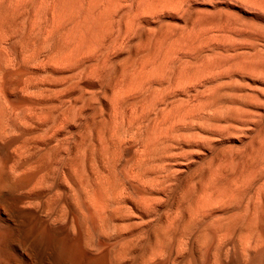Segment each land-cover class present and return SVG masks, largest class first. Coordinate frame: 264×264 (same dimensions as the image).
<instances>
[{"label": "rangeland", "instance_id": "obj_1", "mask_svg": "<svg viewBox=\"0 0 264 264\" xmlns=\"http://www.w3.org/2000/svg\"><path fill=\"white\" fill-rule=\"evenodd\" d=\"M164 108H167L166 113ZM211 122L215 129L210 126ZM201 134L202 138L209 135L208 140H203ZM0 136V225L21 226L24 217L31 214L27 233L22 237L13 236L11 244L18 249H14L13 244L8 248L9 264H30L27 245L34 246L40 230L53 218L79 222V208L86 213L84 224L91 238L88 247L93 252L101 250L107 264H214L216 260L217 264H223L229 246L228 264H240L233 246L241 238L247 241V230L251 244L245 245L255 243L252 238L256 239L255 234L260 230L261 234L257 235L262 236L257 237L264 242V232L259 225L252 232L233 219V216L241 217L248 206L251 209L254 205L259 207L264 219V0H0ZM86 146L87 151H84ZM152 152L161 154L157 155L159 163L165 162L162 166L167 169L164 168L162 174L154 173L158 161L153 162ZM143 159L146 161L142 162ZM157 169L155 172L159 171ZM14 177L25 179L17 183ZM101 179L107 185H103L106 193L100 196L99 189H95L98 202L101 201L96 204L97 201L90 199V203L87 195L99 188ZM154 182L161 186V192L152 190ZM120 188L124 189L122 198ZM70 190L75 191L74 196ZM207 199L210 202H205ZM129 205L131 209L126 210ZM194 209L198 212L195 211L196 217L191 215ZM141 210L149 215L143 217L145 221L139 218ZM120 211L128 218L126 215L122 218ZM117 213L120 219L115 220ZM189 217L203 221L213 217L219 222H227L229 217L223 233L219 230L216 236L220 239L224 234L220 240L223 252L213 253L219 243L217 239L212 245H205L206 249L200 248L205 247L196 240L201 223H195L200 228L193 226L196 229L192 227L182 233L183 223L190 220ZM140 219L145 223L143 227ZM150 220L160 222L165 230L164 243L146 232ZM121 221L129 227L119 228ZM99 228L105 231L103 235ZM251 249L247 247L248 254L244 250L241 256L248 257L245 258L248 264H264L263 256L259 263L252 259ZM41 251V257L54 254L52 249Z\"/></svg>", "mask_w": 264, "mask_h": 264}, {"label": "bare ground", "instance_id": "obj_2", "mask_svg": "<svg viewBox=\"0 0 264 264\" xmlns=\"http://www.w3.org/2000/svg\"><path fill=\"white\" fill-rule=\"evenodd\" d=\"M122 6V5H121ZM145 11V10H144ZM147 11V10H146ZM76 14V13H75ZM51 23V22H50ZM34 24V23H33ZM181 40V39H180ZM56 53V52H55ZM107 54V53H106ZM54 56V55H53ZM85 57V56H84ZM136 63H138V62H136ZM135 65V64H134ZM135 68V67H134ZM115 71V70H114ZM132 71V70H131ZM238 72V71H237ZM115 73V72H114ZM127 73H129V72H127ZM126 73V75H128ZM140 73H141V71H140ZM139 73V74H140ZM131 74V73H130ZM182 75V74H181ZM208 76V75H207ZM125 78V77H124ZM144 82V81H143ZM142 82V83H143ZM197 83V82H196ZM126 84V83H125ZM234 85V84H233ZM222 86V85H221ZM229 86V85H228ZM237 86V85H236ZM226 87V86H225ZM128 88V87H127ZM61 89V88H60ZM174 89V88H173ZM177 89V88H176ZM221 89V88H220ZM128 90V89H127ZM171 90V89H170ZM175 90V89H174ZM126 91V89H124V92ZM221 91V90H220ZM119 92V91H118ZM128 92V91H127ZM161 92V91H160ZM171 93H172V91H171ZM120 94V93H119ZM125 94H126V92H125ZM160 94V93H159ZM162 94H163V92H162ZM176 94V93H175ZM199 94V93H198ZM218 94H219V92H218ZM217 94V95H218ZM122 95V94H121ZM164 95V94H163ZM174 95V94H173ZM202 95V94H201ZM228 95H230V94H228ZM90 96H92V95H90ZM126 97L128 96V94H126L125 95ZM166 96V95H165ZM231 96V95H230ZM123 97V96H122ZM158 97V96H157ZM185 97V96H184ZM115 98V97H114ZM174 98H176V97H174ZM210 98V97H209ZM119 99V98H118ZM228 99V98H227ZM86 100V99H85ZM115 100V99H114ZM175 100V99H174ZM117 101H119V100H117ZM142 101V100H141ZM148 100H146V102H147ZM164 101V100H163ZM169 101V100H168ZM168 101H167V104H168ZM176 101V100H175ZM174 101V102H175ZM215 101V100H214ZM220 101V100H219ZM72 102V101H71ZM139 102V101H138ZM184 102V101H183ZM203 102V101H202ZM142 103V102H141ZM172 103V102H171ZM178 103H180V102H178ZM177 103V104H178ZM186 103V102H185ZM215 103H216V101H215ZM219 103V102H218ZM222 103V102H221ZM238 103V102H237ZM120 104V103H119ZM118 104V105H119ZM164 104V103H163ZM184 104V103H183ZM223 104V103H222ZM221 104V105H222ZM71 105V104H70ZM180 105V104H179ZM179 105H178V107H179ZM203 105V104H202ZM220 105V106H221ZM233 105V104H232ZM231 105V106H232ZM79 106V105H78ZM227 106H229V105H227ZM43 107V106H42ZM75 107V106H74ZM81 107V106H80ZM126 107V106H125ZM129 107V106H128ZM158 107V106H157ZM172 107V106H171ZM217 107H218V105H217ZM223 107V106H222ZM234 107V106H233ZM232 107V108H233ZM220 108V107H219ZM225 108V107H224ZM43 109V108H42ZM67 109V108H66ZM161 109V108H160ZM165 109V108H164ZM167 109V108H166ZM166 109H165V113H166ZM173 110H174V108H172ZM194 109V108H193ZM215 109V108H214ZM221 109V108H220ZM226 109V108H225ZM236 109V108H235ZM154 110H155V108H154ZM169 110H171V109H169ZM202 110V109H201ZM227 110V109H226ZM226 110H225V113H226ZM231 110V109H230ZM43 111V110H42ZM74 111V110H73ZM76 111H77V109H76ZM85 111V110H84ZM162 111V110H161ZM160 111V112H161ZM168 111V110H167ZM195 111V110H194ZM219 111V110H218ZM224 111V110H223ZM65 112H67V111H64V113ZM75 112V111H74ZM78 112V111H77ZM163 112V111H162ZM229 112H231V111H229ZM236 112H237V110H236ZM240 112V111H239ZM242 112V111H241ZM248 112V111H247ZM256 112V111H255ZM83 113V112H82ZM127 113V112H126ZM164 113V112H163ZM170 113V112H169ZM172 113H173V111H172ZM174 113H176V112H174ZM194 113V112H193ZM238 113V112H237ZM77 114V113H76ZM76 114H75V116H76ZM223 114V116H224V112L222 113ZM42 115V114H41ZM59 115H61V114H59ZM66 115V114H65ZM159 115V114H158ZM157 115V116H158ZM168 115V114H167ZM171 115H174V114H171ZM221 115V114H220ZM219 115V116H220ZM238 115V114H237ZM86 116V115H85ZM84 116V117H85ZM222 116V117H223ZM262 116V115H261ZM260 116V117H261ZM39 117V116H38ZM61 117H62V115H61ZM77 117V116H76ZM75 117V118H76ZM182 117V116H181ZM211 117V116H210ZM213 117H214V115H213ZM227 117V116H226ZM235 117H236V115H235ZM241 117V116H240ZM254 117V116H253ZM259 117V118H260ZM21 118V117H20ZM35 118V117H34ZM45 117H43V119H44ZM67 118V117H66ZM71 118V117H70ZM168 118V117H167ZM170 118L172 119L173 117H171L170 116ZM169 118V119H170ZM180 118V117H179ZM41 119H42V117H41ZM41 119H40V122H41ZM62 119V118H61ZM235 119H237V118H235ZM234 119V120H235ZM239 119V118H238ZM254 119V118H253ZM66 120V119H65ZM184 120V119H183ZM182 120V121H183ZM206 120V119H205ZM214 120V119H213ZM246 119H242V121H245ZM256 120V119H255ZM254 120V121H255ZM260 120H262V119H260ZM171 121V120H170ZM208 121V120H207ZM239 121H240V119H239ZM253 121V120H252ZM62 122V121H61ZM75 122V121H74ZM96 122V121H95ZM168 122V121H167ZM175 122H176V120H175ZM198 122V121H197ZM135 123V122H134ZM180 123V122H179ZM179 123H177V124H179ZM184 123V122H183ZM205 123V122H204ZM204 123H201V125L202 124H204ZM215 123V122H214ZM232 123V122H231ZM24 124V123H23ZM47 124H48V122H47ZM74 124V123H73ZM83 124V123H82ZM176 124V123H175ZM209 124V123H208ZM207 124V125H208ZM211 125V127H212V122L210 123ZM250 124V123H249ZM148 125V124H147ZM174 125V124H173ZM196 125V124H195ZM215 125V124H214ZM226 125V124H225ZM228 125H230L229 123H228ZM262 125V124H261ZM260 125V126H261ZM22 126V125H21ZM55 126V125H54ZM53 125H52V127H54ZM125 126V125H124ZM154 126V125H153ZM50 127V126H49ZM48 127V128H49ZM57 128L59 127V126H56ZM80 127V126H79ZM130 127V126H129ZM143 127V126H142ZM155 127H157V126H155ZM168 127V126H167ZM175 127V126H174ZM190 127V126H189ZM199 127V126H198ZM208 127V126H207ZM214 127V126H213ZM212 127V128H213ZM227 126H225V128H226ZM259 127V126H258ZM35 128V127H34ZM115 128V127H114ZM194 128V127H193ZM222 128H223V126H222ZM240 128V127H239ZM250 128H252V125H251V127ZM46 129V128H45ZM168 129V128H167ZM169 129H170V127H169ZM203 129V128H202ZM213 129H215V128H213ZM34 130V129H33ZM50 130V129H49ZM111 130H112V128H111ZM223 129H221L220 130V132L222 131ZM243 130V129H242ZM241 130V131H242ZM253 130V129H252ZM255 130H258V129H255ZM36 131H38V130H36ZM45 131H47V130H45ZM56 131V130H55ZM68 131V130H67ZM126 131V130H125ZM156 131V130H155ZM175 131H177V130H175ZM200 131V130H199ZM199 131H197V132H199ZM213 131V130H212ZM225 131V130H224ZM223 131V132H224ZM54 132V131H53ZM98 132V131H97ZM105 132V131H104ZM106 132H107V130H106ZM123 132H124V130H123ZM142 132V131H141ZM168 132V131H167ZM167 132H166V134L165 135H168L167 134ZM180 132H182V130L180 131ZM214 132V131H213ZM253 132V131H252ZM45 133H47V132H45ZM45 133H43V134H45ZM87 133V132H86ZM99 133V132H98ZM97 133V134H98ZM156 133V132H155ZM175 133V132H174ZM210 133V132H209ZM238 133V132H237ZM243 133V132H242ZM48 134V133H47ZM53 134V133H52ZM51 134V135H52ZM157 134V133H156ZM155 134V135H156ZM170 134V133H169ZM203 134V133H202ZM202 134H201V138L203 137L202 136ZM250 134V133H249ZM263 134V133H262ZM49 135V134H48ZM51 135H50V137H51ZM61 135V134H60ZM75 135V134H74ZM161 135H162V133H161ZM160 135V136H161ZM192 135H195V134H192ZM199 135H200V132H199ZM211 135V134H210ZM236 134H234V136H235ZM238 135V134H237ZM241 135V134H240ZM243 135V134H242ZM2 136V135H1ZM0 136V137H1ZM47 136V135H46ZM94 136V135H93ZM150 136V135H149ZM169 136V135H168ZM175 136V135H174ZM189 136V135H188ZM186 137V138H189V137ZM196 136H198V135H196ZM224 136V135H223ZM232 136V135H231ZM239 136V135H238ZM249 136V135H248ZM260 136V135H259ZM263 136V135H262ZM262 136H260V137H262ZM71 137V136H70ZM116 137H117V135H116ZM125 137V136H124ZM132 137H133V135H132ZM205 137V136H204ZM206 137H209V135H207ZM206 137L205 138H202L203 140H205L206 139ZM31 138V137H30ZM36 138V137H35ZM37 138H40V137H37ZM41 138H42V136H41ZM41 138H40V140H41ZM73 138V137H72ZM148 139H149V137H147ZM155 138H157V136L155 137ZM191 138V137H190ZM189 138V139H190ZM215 137H213V139H214ZM220 138V137H219ZM252 138V137H251ZM259 138V137H258ZM263 138V137H262ZM59 139V138H58ZM81 139H82V137H81ZM97 139H98V137H97ZM130 139V138H129ZM160 139V138H159ZM195 139V138H194ZM212 139V138H211ZM243 139V138H242ZM28 140H29V138H28ZM36 140V139H35ZM39 140V139H38ZM71 140V139H70ZM74 140V139H73ZM120 140V139H119ZM193 140V139H192ZM192 140H191V142H192ZM196 140V139H195ZM195 140H193V141H195ZM206 140H208V139H206ZM216 140V139H215ZM261 140V139H260ZM4 141V140H3ZM26 141V140H25ZM53 141V140H52ZM60 141V140H59ZM75 141V140H74ZM123 141H124V139H123ZM156 141V140H155ZM186 141H188V139L186 140ZM200 141V140H199ZM202 141V140H201ZM218 141V140H217ZM145 142H148V140L147 141H145ZM176 142V141H175ZM202 142H204V141H202ZM242 142V141H241ZM258 142V141H257ZM261 142V141H260ZM23 143H24V141H23ZM40 143V142H39ZM71 143V142H70ZM92 143H94V142H92ZM116 143H118V142H116ZM137 143V142H136ZM135 143V144H136ZM190 143V142H189ZM120 144H121V142H120ZM126 144V143H125ZM143 144V143H142ZM141 144V145H142ZM147 144V143H146ZM149 144H151L150 143V141H149ZM158 144H160V143H158ZM191 144V143H190ZM197 144H198V142H197ZM208 144V143H207ZM216 144V143H215ZM27 145V144H26ZM26 145H25V147H26ZM45 145V144H44ZM47 145V144H46ZM56 145V144H55ZM75 145V144H74ZM81 145V144H80ZM116 145V144H115ZM114 145V146H115ZM166 145V144H165ZM189 145V144H188ZM203 145V144H202ZM239 145V144H238ZM253 145H255L256 146V144L254 143ZM264 145V144H263ZM112 146V145H111ZM119 146V145H118ZM142 146H144V148H146V150H148L147 149V147H145V145H142ZM148 146V145H147ZM214 146V145H213ZM254 146V147H255ZM262 146V145H261ZM20 147V146H19ZM18 147V148H19ZM69 147V146H68ZM78 147V146H77ZM113 147V146H112ZM136 147V146H135ZM150 147V146H149ZM176 147V146H175ZM216 147V146H215ZM21 148V147H20ZM19 148V149H20ZM40 148V147H39ZM87 146L86 147H84V151H87ZM90 148V147H89ZM120 148V147H119ZM141 148H143V147H141ZM153 148H155V147H153ZM168 148H169V146L166 148V150H168ZM178 148V147H177ZM205 148V147H204ZM253 148V147H252ZM262 148H263V146H262ZM30 149V148H29ZM40 149H42V148H40ZM45 149V148H44ZM138 149V148H137ZM175 149V148H174ZM198 149V148H197ZM196 149V150H197ZM38 150V149H37ZM140 150H143L144 151V149H140ZM152 150V149H151ZM164 150V149H163ZM176 150V149H175ZM228 150V149H227ZM237 150V149H236ZM261 150V149H260ZM15 151V150H14ZM23 151V150H22ZM79 151V150H78ZM77 151V152H78ZM91 151V150H90ZM149 151V150H148ZM189 152H192L191 150H188ZM215 151V150H214ZM255 151V150H254ZM18 152V151H17ZM27 152V151H26ZM145 152V155L148 153V152H146V151H144ZM164 152V151H163ZM165 152H167V151H165ZM181 152V151H180ZM179 152V153H180ZM183 152V151H182ZM185 152H187L186 151V149H185ZM195 152V151H194ZM253 152V151H252ZM32 153V152H31ZM38 153V152H37ZM52 153V152H51ZM123 153V152H122ZM175 153V152H174ZM207 153V152H206ZM228 153V152H227ZM226 153V154H227ZM240 153V152H239ZM18 154V153H17ZM27 154V153H26ZM25 154V155H26ZM141 154V153H140ZM143 154V153H142ZM141 154V155H142ZM151 154H154L153 152L151 153ZM151 154H150V156H151ZM163 154V153H162ZM168 154V153H167ZM178 154V153H177ZM183 154V153H182ZM213 154V153H212ZM50 155V154H49ZM88 155V154H87ZM114 155H117V154H114ZM123 155V154H122ZM149 154H147V156H148ZM158 155V154H157ZM155 155L154 154V156H155V158H153V159H155V160H153V159H151V157H150V160H153V162L154 161H158L157 163V165H158V169H159V171H157V172H155L156 171V169H157V166H155V171H154V173H158L159 172V174H162V172H163V170H164V168H166L165 167V165H163L162 166V164L163 163H165V162H163V163H159V157L158 156H160V155ZM219 155H221V153L219 154ZM241 155H242V152H241ZM248 155V154H247ZM259 155V154H258ZM23 156V155H22ZM121 156V155H120ZM130 156V155H129ZM145 157V159L146 158H148V157ZM154 156H152V157H154ZM181 156V155H180ZM194 156V155H193ZM227 156V155H226ZM232 156H233V154H232ZM257 156V155H256ZM71 157V156H70ZM117 157V156H116ZM162 157V156H161ZM161 157H160V159H161ZM163 157H165V156H163ZM167 157V156H166ZM171 157V156H170ZM184 157V156H183ZM182 157V158H183ZM221 157V156H220ZM229 157V156H228ZM227 157V158H228ZM234 157H236V156H234ZM43 158V157H42ZM62 158V157H61ZM109 158V157H108ZM138 158H140V157H138ZM195 158V157H194ZM246 158V157H245ZM17 159V158H16ZM39 159H41V158H39ZM135 159V158H134ZM142 159V158H141ZM145 159H143V161L142 162H144V160ZM212 159V158H211ZM216 159V158H215ZM214 159V160H215ZM219 159V158H218ZM261 159V158H260ZM73 160V159H72ZM79 160V159H78ZM81 160V159H80ZM131 160V159H130ZM146 160H149V159H146ZM145 160V161H146ZM203 160V159H202ZM227 160V159H226ZM245 160V159H244ZM243 160V161H244ZM248 160V159H247ZM250 160V159H249ZM52 161H54V160H52ZM63 161V160H62ZM74 161H75V159H74ZM114 161V160H113ZM112 161V162H113ZM116 161V160H115ZM114 161V162H115ZM123 161V160H122ZM168 161V160H167ZM194 161V160H193ZM192 161V162H193ZM243 161H242V163H243ZM16 162V161H15ZM170 162V161H169ZM181 162H183V161H181ZM247 162V161H246ZM69 163V162H68ZM72 163V162H71ZM119 163H121V162H119ZM133 163V162H132ZM140 163H141V161H140ZM156 163V162H155ZM168 163V162H167ZM177 163H180V162H177ZM176 163V164H177ZM186 163V162H185ZM188 163V162H187ZM199 163V162H198ZM211 163V162H210ZM220 163V162H219ZM226 163V162H225ZM237 163V162H236ZM239 163V162H238ZM253 163H254V161H253ZM25 164V163H24ZM23 164V165H24ZM51 164V163H50ZM72 164H74V163H72ZM99 164V163H98ZM102 164V163H101ZM105 164V163H104ZM114 164V163H113ZM137 164V163H136ZM146 164V163H145ZM175 164V165H176ZM221 164V163H220ZM244 164V163H243ZM41 165H42V163H41ZM84 165V164H83ZM86 165V164H85ZM141 165H142V163H141ZM153 165H156V164H153ZM168 165V164H167ZM226 165V164H225ZM239 165V164H238ZM242 165V164H241ZM246 165V164H245ZM51 166V165H50ZM57 166V165H56ZM96 166V165H95ZM94 166V167H95ZM99 166V165H98ZM104 166V165H103ZM109 166H111V165H109ZM108 166V167H109ZM143 166V165H142ZM141 166V167H142ZM162 166V167H161ZM189 166V165H188ZM209 166V165H208ZM251 166V165H250ZM13 167V166H12ZM97 167V166H96ZM95 167V168H96ZM107 167V166H106ZM146 167V166H145ZM171 167V166H170ZM204 167V166H203ZM218 167H220L219 166V164H218ZM245 167V166H244ZM264 167V166H263ZM50 168V167H49ZM130 168V167H129ZM142 168H144V166L142 167ZM211 168V167H210ZM243 168V167H242ZM13 169V168H12ZM47 169V168H46ZM55 169V168H54ZM60 169V168H59ZM87 169V168H86ZM99 169H100V167H99ZM148 169V168H147ZM157 169V170H158ZM167 169V168H166ZM220 169V168H219ZM248 169V168H247ZM5 170V169H4ZM33 170V169H32ZM45 170V169H44ZM56 170V169H55ZM66 170V169H65ZM73 170V169H72ZM102 170V169H101ZM133 170V169H132ZM149 170V169H148ZM148 170H146L147 172H148ZM168 170H170V168H168ZM173 170V169H172ZM176 170H177V168H176ZM180 170V169H179ZM203 170V169H202ZM263 170H264V168H263ZM10 171V170H9ZM54 171V170H53ZM78 171V170H77ZM127 171V170H126ZM140 171H141V168H140ZM151 171H152V166H151ZM178 171V170H177ZM181 171V170H180ZM184 171V170H183ZM193 171V170H192ZM213 171V170H212ZM227 171V170H226ZM243 171H245L244 169H243ZM11 172V171H10ZM24 172V171H23ZM48 172V171H47ZM50 172V171H49ZM48 172V173H49ZM59 172V171H58ZM128 172V171H127ZM132 172H134V171H132ZM137 172H138V170H137ZM147 172H145V173H147ZM200 172H201V170H200ZM199 172V173H200ZM203 172H204V170H203ZM217 172H218V170H217ZM76 173V172H75ZM135 173V172H134ZM144 173V172H143ZM143 173L141 174V175H143ZM144 173V174H145ZM168 173V172H167ZM174 173L175 172H173V176H174ZM178 173V172H177ZM205 173V172H204ZM19 174V173H18ZM17 174V175H18ZM23 174V173H22ZM55 174V173H54ZM122 174V173H121ZM132 174V173H131ZM151 174V173H150ZM159 174H157L158 176H159ZM202 174V173H201ZM220 174V173H219ZM234 174V173H233ZM261 174L262 173H260V176H261ZM12 175H13V172H12ZM16 175V176H17ZM41 175V174H40ZM58 175V174H57ZM66 175V174H65ZM135 175V174H134ZM176 175V174H175ZM218 175V174H217ZM257 175H258V172H257ZM18 176H21V173H20V175H18ZM67 176V175H66ZM75 176H76V174H75ZM110 176V175H109ZM151 176V175H150ZM158 176H156V177H158ZM165 176V175H164ZM192 176V175H191ZM195 176V175H194ZM238 176H240V175H238ZM244 176H245V174H244ZM243 176V177H244ZM38 177V176H37ZM40 177V176H39ZM44 177V176H43ZM55 177V176H54ZM103 177H104V175H103ZM147 177V176H146ZM167 177V176H166ZM166 177H164L165 178V180H167V178ZM176 177V176H175ZM216 177V176H215ZM218 177V176H217ZM15 178V177H14ZM24 178V177H23ZM22 178V179H23ZM36 178V177H35ZM78 178V177H77ZM95 178V177H94ZM113 178V177H112ZM135 178V177H134ZM137 178V177H136ZM135 178V179H136ZM159 178V177H158ZM157 178V179H158ZM222 178V177H221ZM235 178V177H234ZM234 178H233V180H234ZM240 178V177H239ZM259 178V177H258ZM22 179L21 178H15V180L17 181V183L19 182H22ZM25 179V178H24ZM107 180H108V178H106ZM173 179V178H172ZM182 179V178H181ZM188 179H189V177H188ZM201 179V178H200ZM203 179V178H202ZM201 179V180H202ZM205 179H207V178H205ZM217 179V178H216ZM215 178H214V180H216ZM237 179V178H236ZM235 179V180H236ZM257 179V178H256ZM37 180V179H36ZM42 180V179H41ZM96 180V179H95ZM103 180H104V178H103ZM102 179L100 180V183L98 184L99 185V188L98 187H96V188H94L93 190L94 191H92L91 192V190H89L90 192V194L89 193H86V195L87 194H89V195H87V200H92V201H97L96 202V204L97 203H100V201L98 202V200H99V197H97V194H96V192H95V189H99L98 190V195H102L103 194V192H105V190L104 189H106V188H104V186L103 185H105V184H103V182L105 181H103ZM109 180H110V178H109ZM108 180V181H109ZM134 180V179H133ZM160 180V179H159ZM158 180V183H160V181ZM175 180H176V178H175ZM213 180V181H214ZM245 181L247 180L246 178L244 179ZM82 181V180H81ZM144 181H145V179H144ZM153 181H154V179H153ZM188 181V180H187ZM196 181V180H195ZM203 181V180H202ZM202 181H201V183H202ZM9 182V181H8ZM52 182H53V180H52ZM62 182V181H61ZM79 182V181H78ZM98 182V181H97ZM111 182H113V180L111 179ZM111 182L109 183L110 185H111ZM119 182V181H118ZM117 182V183H118ZM148 182V181H147ZM166 182V181H165ZM177 182V181H176ZM176 182H175V184H176ZM235 182V181H234ZM41 183H42V181H41ZM94 183H96V181H94ZM140 183V182H139ZM145 183V182H144ZM150 183V182H149ZM158 183H156V184H158ZM170 183V182H169ZM168 183V184H169ZM193 183V182H192ZM200 183V184H201ZM250 183V182H249ZM252 183H255V182H252ZM8 184V183H7ZM83 184V183H82ZM93 184V183H92ZM128 184V183H127ZM171 184V183H170ZM216 184V183H215ZM74 185V184H73ZM87 185V184H86ZM90 185V184H89ZM110 185H108L109 186V188H110ZM153 185V184H152ZM154 185H155V182H154ZM152 186L153 188H152V190L153 191H155V192H158L159 190H161L162 188H160L159 186ZM172 185H174V184H172ZM187 185V184H186ZM11 186V185H10ZM18 186V185H17ZM36 186V185H35ZM71 186V185H70ZM75 186V185H74ZM82 186V185H81ZM88 186V185H87ZM105 186H107V185H105ZM112 186V185H111ZM124 186V185H123ZM126 186V185H125ZM163 186V185H162ZM166 186V185H165ZM213 186V185H212ZM240 186H241V184H240ZM239 186V187H240ZM19 187V186H18ZM28 187V186H27ZM54 187V186H53ZM93 187H95V186H93ZM115 187V186H114ZM113 187V188H114ZM157 187H159L160 189H158ZM189 187H191V186H189ZM202 187V186H201ZM208 187H209V184H208ZM251 187H252V185H251ZM38 188V187H37ZM116 188V187H115ZM123 188V187H122ZM122 188H120V191H121V193H120V196L122 195V193H123V191H124V189H123V191L121 190ZM131 188V187H130ZM173 188V187H172ZM171 188V189H172ZM177 188V187H176ZM197 188V187H196ZM195 188V189H196ZM238 188V187H237ZM263 188V187H262ZM24 189V188H23ZM35 189V188H34ZM91 189V188H90ZM108 189V188H107ZM163 189H164V187H163ZM190 189V188H189ZM201 188H199V190H200ZM205 189V188H204ZM264 189V188H263ZM75 190V189H74ZM126 190V189H125ZM135 190V189H134ZM173 190V189H172ZM232 190V189H231ZM71 191V190H70ZM107 191V190H106ZM119 191V190H118ZM127 191V190H126ZM148 191V190H147ZM202 191V190H201ZM228 191V190H227ZM259 191V190H258ZM72 192V196H74L75 195V191H71ZM78 192V191H77ZM76 192V193H77ZM159 192H161V191H159ZM185 192H186V189H185ZM216 192V191H215ZM233 192V191H232ZM84 193V194H85ZM106 193V192H105ZM114 193V192H113ZM116 193V192H115ZM118 193V192H117ZM129 193V192H128ZM134 193V192H133ZM138 193V192H137ZM153 193V192H152ZM167 193V192H166ZM184 193V192H183ZM213 193H214V191H213ZM124 194V193H123ZM184 194H186V193H184ZM203 194V193H202ZM219 194V193H218ZM80 195V194H79ZM117 195V194H116ZM127 195V194H126ZM183 195V194H182ZM192 195V194H191ZM199 195V194H198ZM258 195V194H257ZM150 196V195H149ZM181 196V195H180ZM188 196V195H187ZM186 196V197H187ZM205 196V194L203 195V197ZM230 195H228V197H229ZM243 196V195H242ZM83 197V196H82ZM86 197V196H85ZM94 197H95V199H96V197L98 198V199H96V200H94ZM107 197V195L105 196V198ZM114 197V196H113ZM118 196H116L115 198H117ZM136 197V196H135ZM134 197V198H135ZM162 197H163V195H162ZM186 197H184V198H186ZM202 197V198H203ZM245 197V196H244ZM104 198V197H103ZM112 198V197H111ZM121 198H122V196H121ZM127 198V197H126ZM126 198H124V199H126ZM132 198V197H131ZM157 198H159V197H157ZM183 198V199H184ZM257 198V197H256ZM143 199V198H142ZM150 199V198H149ZM159 199H161V198H159ZM189 199V198H188ZM228 199V198H227ZM89 201L90 203H92V201ZM107 200V199H106ZM115 200H117V199H115ZM121 200V199H120ZM132 200V199H131ZM141 200V199H140ZM156 200V199H155ZM155 200H154V202L153 203H155ZM163 200H164V198H163ZM186 200V199H185ZM209 199H207L205 202H210V200L208 201ZM219 200V199H218ZM108 201V200H107ZM109 201H110V199H109ZM117 201H119V200H117ZM151 201V200H150ZM158 201V200H157ZM160 201V200H159ZM165 201V200H164ZM183 201V200H182ZM197 201V200H196ZM202 201V200H201ZM260 201V200H259ZM88 202V201H87ZM127 202V201H126ZM130 202V201H129ZM128 202V203H129ZM137 202H138V199H137ZM179 202H181V201H179ZM186 202V201H185ZM235 202V201H234ZM234 202L232 203V204H234ZM262 202H263V200H262ZM89 203V204H90ZM107 204L106 205H108V202H106ZM148 203H150L151 204V202H148ZM175 203V202H174ZM182 203V202H181ZM202 203V202H201ZM236 203V202H235ZM132 204V203H131ZM130 204V205H131ZM149 204V205H150ZM222 204H223V202H222ZM226 204V203H225ZM231 204V203H230ZM118 205V204H117ZM128 206V208H126V210L127 209H129V207H130V209H131V206ZM143 205H145V204H143ZM173 205H175V204H173ZM180 205V204H179ZM182 205V204H181ZM191 205H192V203H191ZM196 205H197V203H196ZM205 205H206V203H205ZM207 205H209L208 203H207ZM211 205V204H210ZM218 205V204H217ZM221 205V204H220ZM89 206V205H88ZM92 206H93V204H92ZM96 205L94 204V206L93 207H95ZM98 206V205H97ZM96 206V207H97ZM138 206V205H137ZM167 206V205H166ZM199 206H200V204H199ZM199 206H197V207H199ZM234 206V205H233ZM238 206H239V204H238ZM11 207V206H10ZM22 207V206H21ZM86 207V206H85ZM124 207V206H123ZM126 207H127V205H126ZM132 207H135L134 206V204H132ZM150 207V206H149ZM189 207V206H188ZM201 207H203L202 206V204H201ZM201 207H199V209L201 208ZM208 207V206H207ZM211 207V206H210ZM215 207V206H214ZM217 207V206H216ZM219 207V206H218ZM240 207V206H239ZM238 207V208H239ZM6 208V207H5ZM98 208H100V206L98 207ZM107 208V207H106ZM114 208V207H113ZM121 208V207H120ZM181 208V207H180ZM194 208V207H193ZM205 208V207H204ZM212 208V207H211ZM248 209H245L246 211L244 212V214H241V217H240V215H238L237 213V215L239 216V217H237L236 215V217H234L233 216V219L235 218V219H237L238 220V222H241L240 224H242V227L243 226H245L246 227V229H250V230H252V232H255L256 231V227H257V225H259L261 228H262V231L264 232V219H263V215H262V212L258 209L259 207L257 206V205H254V207H251V209H250V207L248 206L247 207ZM87 209V208H86ZM104 209V208H103ZM116 209V208H115ZM142 209V208H141ZM146 209V208H145ZM149 209V208H148ZM207 209V208H206ZM214 209V208H213ZM232 209V208H231ZM85 210V209H84ZM98 210L99 209H97V212H98ZM117 210H120V209H117ZM116 210V211H117ZM212 210V209H211ZM77 211H78V219L80 220L79 222H77V220L76 221H74V219H73V222L72 223H70V221H68V222H63V221H59L58 219L56 220L55 218H53L52 219V221L46 226V227H43L41 230H40V232H39V234H38V238L36 239V241H35V244H34V246L32 245V246H30L29 247V245H27L28 247H27V249H26V252H27V258H28V260L30 261V264H107L106 263V258H105V256L103 257V253H101L100 251L97 253V252H93L92 251V249L91 248H89L88 246L90 245V243H91V238H90V236H89V232H88V228L86 227V225L84 224L85 222V216H86V213H84L83 212V210L82 209H77ZM101 211V210H100ZM107 211H108V209H107ZM157 211V210H156ZM175 211V210H174ZM188 211V210H187ZM195 209H194V212L193 211H191L192 213H191V215L192 214H194V216L196 217V215H195ZM60 212V211H59ZM87 212H89L88 211V209H87ZM97 212H95L94 211V213H97ZM102 212V211H101ZM105 212V211H104ZM103 212V213H104ZM133 212V211H132ZM158 212V211H157ZM186 212V211H185ZM197 212V211H196ZM116 213V212H115ZM120 213H121V211H120ZM127 213V212H126ZM155 213V212H154ZM165 213H166V211H165ZM198 213V212H197ZM196 213V214H197ZM249 213V214H248ZM99 214V213H98ZM98 214L96 215V216H98ZM118 214V213H117ZM121 214H123V213H121ZM149 214V213H148ZM152 214V213H151ZM150 214V215H151ZM162 214V213H161ZM182 214V213H181ZM180 214V215H181ZM204 214V213H203ZM45 215V214H44ZM60 215V214H59ZM88 215V214H87ZM92 215V214H91ZM101 215H102V213H101ZM124 216L122 217V218H125V215L126 214H123ZM135 215V214H134ZM139 215V214H138ZM138 215H135V217L137 216L138 217ZM141 215V216H140ZM139 216V218H141V219H143L144 220V218L143 217H149V215H147L146 213H144L142 210H141V214H140ZM154 215V214H153ZM179 215V216H180ZM191 215H189V216H191ZM198 215V214H197ZM207 215V214H206ZM244 215V216H243ZM247 215H249V216H247ZM29 216H31V214H27L25 217H24V219L22 220V222H21V226H19L18 224L16 225H8V226H1L0 225V262L2 263V264H9L8 262V260H7V254L9 253L7 250H9L8 248L10 247V245H12L11 244V242H13V240H14V238H13V236L14 235H18V236H20V237H22L24 234H26L27 232H26V230H28V228L26 227V226H28L27 225V220L29 219ZM73 216V215H72ZM107 216V215H106ZM109 216V215H108ZM114 216H115V214H114ZM122 216V215H121ZM133 216V215H132ZM131 216V217H132ZM178 216V217H179ZM193 216V215H192ZM200 216V215H199ZM224 216V215H223ZM100 217H102V216H100ZM225 217V216H224ZM229 217H231L230 216V214H229ZM229 217H227L228 218V220H227V222L225 221V222H221V220H220V222L219 221H217V219L215 220L213 217H212V219H210L211 218V216H210V218H207V219H205L204 221L201 219V220H199V219H197V218H191V217H189V218H191L190 220L188 219V221L186 220L184 223H183V226H182V228H181V231H182V233L183 232H185V231H188L190 228L192 229V227L193 226H196L195 225V223H198V225H199V223H201L202 224V226H201V228L199 227V226H196V228L198 227V228H200V230L198 231V233H197V235H196V240H198L199 241V243H200V245H203V246H205V245H207V246H209L208 244H210L211 242L213 243L216 239H217V242H219L218 244H216L215 245V250L213 251V253L215 252V254L217 253V251L219 250V251H221V244H220V240H221V238H223V236H224V234H222V237H220V234L221 233H223L222 232V229H223V226H224V224L225 223H229L228 221H229ZM50 218V217H49ZM73 218V217H72ZM87 218V217H86ZM92 218V217H91ZM94 218V217H93ZM128 218V215H126V219ZM200 218H202V216L200 217ZM97 219V218H96ZM118 219H120V215L118 214V216H115V220H118ZM140 219V222L141 221H143V220H141ZM152 219H154V218H152ZM156 219V218H155ZM158 219V218H157ZM172 219V218H171ZM177 219V218H176ZM179 219V218H178ZM219 219V218H218ZM231 219V218H230ZM233 219H231V220H233ZM110 220V219H109ZM122 220H124V219H122ZM168 220V219H167ZM197 220H199V221H197ZM239 220H241V221H239ZM44 221V220H43ZM114 221V220H113ZM145 221V220H144ZM156 220H150V224H147V228L146 227H144V228H146L145 230H146V232H149L150 234H152L156 239H157V241H160V243H161V240H162V242H163V240L165 239V234H166V232H165V230L163 229V227L161 226V224H160V222L158 223V222H155ZM158 221V220H157ZM87 222V221H86ZM94 222V220L92 221V223ZM114 222H116V221H114ZM113 222V223H114ZM122 222V221H121ZM125 222H127V220H125ZM164 222V221H163ZM237 222V223H238ZM96 223V222H95ZM108 223H110V222H108ZM124 222H122L121 224H119V228L121 227V226H124L125 225V227L126 228H128L127 227V224L126 223H124ZM128 223V222H127ZM180 223V222H179ZM179 223H177L178 225H180ZM103 224V223H102ZM101 224V225H102ZM116 224V223H115ZM118 224V223H117ZM123 224V225H122ZM139 224V223H138ZM141 224H142V226L141 227H143L144 225H145V223H143V222H141ZM144 224V225H143ZM163 224V223H162ZM169 224V223H168ZM233 224H235V222L233 223ZM232 224V225H233ZM95 225V224H94ZM129 225V224H128ZM134 225V224H133ZM140 225V224H139ZM149 225L152 227V229H151V227H149ZM170 225V224H169ZM90 226V225H89ZM109 226H110V224H109ZM138 226V225H137ZM164 226V225H163ZM238 226H240V225H237V227ZM99 227H100V225H99ZM118 227V226H117ZM133 227V226H132ZM136 227V226H135ZM167 227V226H166ZM175 226H173V228H174ZM227 227H229L228 226V224H227ZM232 227V226H231ZM245 227H244V229H245ZM259 227V228H260ZM164 228H165V226H164ZM172 228V227H171ZM193 228H195V227H193ZM195 228V229H196ZM197 228V229H198ZM94 229H96V228H94ZM100 229V228H99ZM104 229H105V226H104ZM111 229V228H110ZM114 229V228H113ZM115 229H116V226H115ZM131 229V228H130ZM129 229V230H130ZM136 229H137V227H136ZM175 229V228H174ZM227 229V228H226ZM229 229V228H228ZM233 229V228H232ZM245 229V230H246ZM118 230V229H117ZM121 231H122V229H120ZM124 230H125V228H124ZM128 230V231H129ZM133 230V229H132ZM219 230H221V231H219ZM236 230V229H235ZM250 230H249V232H250ZM36 231V230H35ZM91 231H92V229H91ZM100 233L103 235L104 233L103 232H105V231H103L102 232V230L100 229ZM126 231V230H125ZM144 231V230H143ZM194 231H196V230H194ZM193 231V234L194 233H196V232H194ZM218 231L220 232V234H219V237H220V239L218 238V237H216L217 236V233H218ZM257 231H258V229H257ZM261 231V230H260ZM260 231H258V232H256V239L255 238H252L253 236H254V233L252 234V235H250L251 236V238H252V240H255V243H254V241L252 242V245L251 246H247V245H249V244H251L250 242L251 241H249V239L247 238V235H248V230L246 231L247 232V235H245L246 236V239H247V241H245V240H239V243L238 242H236V245L235 246H233L234 247V249H236V251L235 252H237V253H235V254H237V259H239V263L240 264H248L247 263V260L248 259H245V258H248V257H242L243 256V253H244V250H246V248L247 247H249V249H251V247H252V249H251V254H252V259H254V260H257V263H259V262H261V260H262V256L264 257V242H262V241H260V238H258V237H261L260 235H257V234H261V233H259ZM110 232V231H109ZM114 232V231H113ZM134 232V231H133ZM173 232V231H172ZM116 233V232H115ZM140 233H142V232H140ZM169 233V232H168ZM97 234V233H96ZM95 234V235H96ZM119 234V233H118ZM148 234V233H147ZM185 234V233H184ZM263 234V233H262ZM92 235V234H91ZM110 235V234H109ZM141 236L143 235V234H140ZM140 235H138V236H140ZM183 235V234H182ZM181 235V236H182ZM233 235V234H232ZM237 235V234H236ZM235 235V236H236ZM112 236V235H111ZM183 236H185V235H183ZM250 236H249V238H250ZM258 236V237H257ZM97 237V236H96ZM118 237V236H117ZM143 237V236H142ZM145 237V236H144ZM188 237V236H187ZM239 237V236H238ZM240 237H241V234H240ZM243 237V236H242ZM109 238V237H108ZM166 238H167V236H166ZM182 238V237H181ZM250 238V239H251ZM258 238V239H257ZM13 239V240H12ZM96 239V238H95ZM104 239H106V238H104ZM132 239V238H131ZM134 239V238H133ZM132 239V240H133ZM143 239V238H142ZM172 239V238H171ZM178 239H180V238H178ZM218 239H219V241H218ZM237 239V238H236ZM262 239V238H261ZM103 240V239H102ZM109 240H111V239H109ZM118 240H120V239H118ZM144 240H145V238H144ZM181 240V239H180ZM225 240V239H224ZM229 240V239H228ZM264 240V239H263ZM126 241V240H125ZM128 241V240H127ZM141 241V240H140ZM182 241V240H181ZM98 242V241H97ZM114 242H116V241H114ZM134 242V241H133ZM152 242V241H151ZM169 242V241H168ZM183 242V241H182ZM234 242V241H233ZM243 242H245L243 245L245 246H242V243ZM113 243V242H112ZM154 243H156V241L154 242ZM159 243V244H160ZM164 243V242H163ZM194 243V242H193ZM199 243H198V245H199ZM212 243L210 244V245H212ZM238 243V244H237ZM253 243L255 244L254 246H253ZM102 244V243H101ZM118 244V243H117ZM123 244V243H122ZM133 244V243H132ZM182 244V243H181ZM183 244H184V242H183ZM245 244H247V245H245ZM14 245V244H13ZM130 246H132L131 244H129ZM140 245H142V243L140 244ZM170 245V244H169ZM179 245H180V241H179ZM187 245V244H186ZM195 245V243L193 244V246ZM199 245V246H200ZM124 247H125V245H123ZM128 246V244L126 245V247ZM134 246V245H133ZM144 246V245H143ZM156 247V245H153V247ZM184 246V245H183ZM199 246H197V247H199ZM247 246V247H246ZM14 247V249H18V248H16V245H14L13 246ZM91 247V246H90ZM106 247V246H105ZM137 247V246H136ZM181 247V246H180ZM230 247V246H229ZM228 247V248H229ZM96 248V247H95ZM116 248V247H115ZM119 248V247H118ZM128 248H130L129 246H128ZM127 248V249H128ZM178 248V247H177ZM182 248V247H181ZM194 248V247H193ZM200 248H205L206 249V246L205 247H200ZM199 248V249H200ZM213 247H211V248H209V249H212ZM228 248H226L227 250H228ZM42 249H52L53 250V252L52 253H54L53 254V256H46V257H44V256H42L41 257V250ZM94 249V248H93ZM103 249V248H102ZM114 249V248H113ZM151 249V248H150ZM158 249V248H157ZM198 249V250H199ZM230 249V248H229ZM40 250V251H39ZM133 250V249H132ZM152 250V249H151ZM182 250V249H181ZM184 250H185V248H184ZM193 250V249H192ZM202 250V249H201ZM207 250H208V247H207ZM227 250H226V252H225V254L224 253H222V254H224V257H223V264H228L229 263V261H230V255H229V253L230 252H227ZM18 251H20V249L18 250ZM44 251H46V250H44ZM96 251V250H95ZM121 251H123V250H121ZM138 251V250H137ZM153 251H154V249H153ZM187 251V250H186ZM196 251H197V249H196ZM205 251V250H204ZM211 250H209V252H210ZM218 251V252H219ZM230 251V250H229ZM233 251V252H234ZM48 252V251H47ZM47 252H45V253H47ZM120 252V251H119ZM129 252V251H128ZM164 252V251H163ZM167 252H168V250H167ZM177 252H179V251H177ZM184 252V251H183ZM195 252V251H194ZM221 252H223V250L221 251ZM233 252H231V253H233ZM198 253H200V251L198 252ZM204 253V252H203ZM207 252H205V254H206ZM245 253H247V250L245 251ZM250 253V252H249ZM44 254V253H43ZM50 254V253H49ZM48 254V255H49ZM114 254H116V252L114 253ZM128 254V253H127ZM135 254V253H134ZM146 254V253H145ZM157 254V253H156ZM208 254H210V253H208ZM221 254V255H222ZM239 254H240V256H241V260H240V256H239ZM248 254V253H247ZM51 255V254H50ZM144 255V254H143ZM180 255V254H179ZM202 255V254H201ZM201 255H200V257H201ZM211 255V254H210ZM214 255V254H213ZM218 255V254H217ZM246 254H244V256H245ZM126 256V255H125ZM147 256V255H146ZM162 256V255H161ZM178 256V255H177ZM196 256V255H195ZM209 256V255H208ZM223 256V255H222ZM247 256V255H246ZM121 257V256H120ZM127 257V256H126ZM130 257H131V255H130ZM136 257V256H135ZM181 257V256H180ZM197 257V256H196ZM199 257V258H200ZM204 257V256H203ZM214 257V256H213ZM221 257V256H220ZM9 258H10V256H9ZM8 258V259H9ZM115 259H116V257H114ZM125 258V257H124ZM132 258V257H131ZM130 258V259H131ZM150 258V257H149ZM153 258V257H152ZM164 258V257H163ZM162 258V259H163ZM209 258V257H208ZM216 258H218V256L216 257ZM235 258V257H234ZM242 258H244L243 260H242ZM251 257H249V259H250ZM4 259H6L7 261H3ZM126 259V258H125ZM135 259V258H134ZM137 259V258H136ZM148 259V258H147ZM201 259V258H200ZM204 259V258H203ZM221 259V258H220ZM219 259V260H220ZM236 259V260H237ZM114 260V259H113ZM117 260V259H116ZM122 260V259H121ZM143 260V259H142ZM212 260H213V258H212ZM28 261V262H29ZM115 261V260H114ZM143 261H146L145 259L143 260ZM175 261V260H174ZM204 261V260H203ZM135 262H136V260H135ZM141 262V261H140ZM156 262V261H155ZM154 262V263H155ZM216 262H217V260H216ZM214 263V264H217V263ZM221 262V261H220ZM219 262V263H220ZM263 262V261H262ZM110 263V262H109ZM123 263V262H122ZM134 263V262H133ZM153 263V262H152ZM206 264H208L207 262H205ZM204 263V264H205ZM212 263V262H211ZM210 263V264H211ZM249 263H251V261L249 262ZM254 263V262H253ZM143 264V263H142ZM145 264V263H144ZM149 264V263H148ZM186 264V263H185ZM213 264V263H212ZM260 264V263H259Z\"/></svg>", "mask_w": 264, "mask_h": 264}]
</instances>
